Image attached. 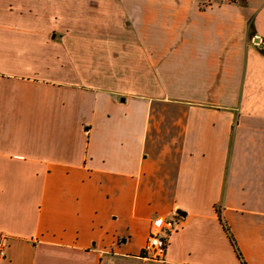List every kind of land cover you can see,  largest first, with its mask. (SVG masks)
<instances>
[{
	"label": "crops",
	"instance_id": "1",
	"mask_svg": "<svg viewBox=\"0 0 264 264\" xmlns=\"http://www.w3.org/2000/svg\"><path fill=\"white\" fill-rule=\"evenodd\" d=\"M254 1L104 0L99 42L116 38V11L130 41L97 45L85 75L69 61L70 43L83 53L85 0H0L2 264H241L218 211L245 262L264 264ZM108 50L124 75L101 76ZM178 211L166 256L148 259V237Z\"/></svg>",
	"mask_w": 264,
	"mask_h": 264
},
{
	"label": "rangeland",
	"instance_id": "2",
	"mask_svg": "<svg viewBox=\"0 0 264 264\" xmlns=\"http://www.w3.org/2000/svg\"><path fill=\"white\" fill-rule=\"evenodd\" d=\"M68 1H69V4H71L72 1H75L74 4H76V0H68ZM103 1L104 0H95V1L85 0V7H84L85 29H84V33L81 35V37H83V43H82L83 47L81 46L83 53H78V45L70 43V47H72V49L70 50V53H69V58H70L69 61L70 62H77V61L82 62V64L84 65V71L83 72L85 73V75H87V74L93 75V71H94L92 69L93 63L98 61V59L96 60V58H95V60H96L95 61L94 57L95 56H99V55L95 54V53H97V49H98L97 45H101V43H104V46L102 48L105 51L106 49H109L108 46L110 44L113 45L114 41H116V44L119 47L121 46V44L126 45V44H128V41H130V38H128V36H127V38L124 37V35L122 33L123 31H127V27L128 26L126 27V23H125L126 18H124L122 15H121L122 18H120V16L118 15L119 12H117L115 10L116 11L115 12V14H116L115 15V19L113 17L114 20H112V21H116V23L114 22L111 25V27L114 30L116 29L117 36H116V38H111L110 39V40H112L111 42H109L108 37L102 38V42H99L100 38L97 35L100 33V36H101L104 33H106V36H108L107 35L108 33L105 30H107L110 27L109 24L103 23L104 22L103 20H106L107 17L106 18L102 17V24H101L102 26L100 28V31H97L98 29L94 31L95 28H93V22H92L93 21V15L97 14L96 10L98 8L96 6H97V4H100L101 6L104 5ZM256 1H254V5L256 4ZM105 6H106V8H109L108 5H105ZM53 9H55V8H53ZM68 25L70 26L71 24L68 23ZM103 27H105L104 28L105 30L103 29ZM69 30H72L71 32H73L70 35V36L74 35V37L71 38L73 40L76 37V30H79V32L81 31L80 29L75 28V27L74 28L70 27ZM52 37H53V35H52ZM104 39H106V40H104ZM107 40H108V43L107 42L105 43L104 41H107ZM73 42H75V41H73ZM132 43L137 45L136 42H134V41H132ZM103 57H104V55L100 59L102 67H101L100 70H98L102 77L105 76L106 78H110L111 76L118 75L119 72H120L121 75H124L127 72V71L124 72V69L123 70H118V71L110 70V69H112V67L110 66V62H112V63H115V62H114V59H112L113 55L109 54V50L106 51V55H105L104 58ZM136 58H137V60H139V54H136ZM128 74H130V72H128ZM140 79H141V74L137 75L136 82L139 83ZM109 87H113L114 88V86H108V88Z\"/></svg>",
	"mask_w": 264,
	"mask_h": 264
},
{
	"label": "built area",
	"instance_id": "3",
	"mask_svg": "<svg viewBox=\"0 0 264 264\" xmlns=\"http://www.w3.org/2000/svg\"><path fill=\"white\" fill-rule=\"evenodd\" d=\"M177 213H174L172 216L168 217L165 220V227L163 229L154 230L151 235L148 237L146 245L144 247L145 256L148 259L160 261L163 260L166 256L168 249V238L176 229V220L174 219L177 216ZM7 256V241L6 237L0 238V264L4 262Z\"/></svg>",
	"mask_w": 264,
	"mask_h": 264
},
{
	"label": "trees",
	"instance_id": "4",
	"mask_svg": "<svg viewBox=\"0 0 264 264\" xmlns=\"http://www.w3.org/2000/svg\"><path fill=\"white\" fill-rule=\"evenodd\" d=\"M250 29H251L252 34L254 35V23H253V21L250 23ZM218 214H219V217H220V221H221L222 224L224 225V229H225L226 232L228 233L229 238H230V241L232 242V245L234 246V249H235V251H236V253H237L238 259L240 260L241 264H247V263L245 262V260H244V257H243V255H242V253L240 252V250H239V248H238V246H237V244H236V241H235L234 237H233L232 234H231V231H230L228 225H227L226 222L224 221L221 212L218 211Z\"/></svg>",
	"mask_w": 264,
	"mask_h": 264
},
{
	"label": "water",
	"instance_id": "5",
	"mask_svg": "<svg viewBox=\"0 0 264 264\" xmlns=\"http://www.w3.org/2000/svg\"><path fill=\"white\" fill-rule=\"evenodd\" d=\"M177 214H178V215H181V216H185V215H186V214H185L184 212H182V211H178Z\"/></svg>",
	"mask_w": 264,
	"mask_h": 264
}]
</instances>
